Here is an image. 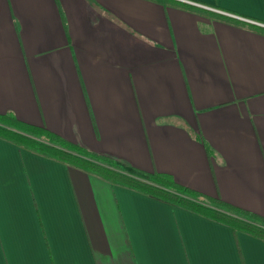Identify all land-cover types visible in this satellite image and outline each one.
<instances>
[{
    "label": "crops",
    "instance_id": "crops-1",
    "mask_svg": "<svg viewBox=\"0 0 264 264\" xmlns=\"http://www.w3.org/2000/svg\"><path fill=\"white\" fill-rule=\"evenodd\" d=\"M0 114L264 217V0H0ZM0 264H264V240L0 137Z\"/></svg>",
    "mask_w": 264,
    "mask_h": 264
},
{
    "label": "trees",
    "instance_id": "trees-1",
    "mask_svg": "<svg viewBox=\"0 0 264 264\" xmlns=\"http://www.w3.org/2000/svg\"><path fill=\"white\" fill-rule=\"evenodd\" d=\"M0 137L21 148L35 150L95 173L108 181L218 221L232 229L236 240L238 232L264 240V217L224 202H218V208H226L225 210L212 207L200 200L203 195L191 187L175 182L168 174L151 173L146 180L125 174L117 169L113 158L92 152L82 145L69 144L50 131L24 123L9 114H0ZM40 138L45 141L39 140Z\"/></svg>",
    "mask_w": 264,
    "mask_h": 264
},
{
    "label": "rangeland",
    "instance_id": "rangeland-1",
    "mask_svg": "<svg viewBox=\"0 0 264 264\" xmlns=\"http://www.w3.org/2000/svg\"><path fill=\"white\" fill-rule=\"evenodd\" d=\"M211 197H215V196H211ZM210 199L213 200V201L216 200V198H215V199L210 198ZM220 209H221V210H225V209H223V208H221V207H220ZM226 212H228V211L226 210Z\"/></svg>",
    "mask_w": 264,
    "mask_h": 264
}]
</instances>
